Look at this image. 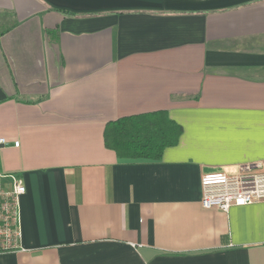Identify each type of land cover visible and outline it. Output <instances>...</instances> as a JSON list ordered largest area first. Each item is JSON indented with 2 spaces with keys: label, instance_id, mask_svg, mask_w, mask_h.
I'll list each match as a JSON object with an SVG mask.
<instances>
[{
  "label": "crops",
  "instance_id": "obj_1",
  "mask_svg": "<svg viewBox=\"0 0 264 264\" xmlns=\"http://www.w3.org/2000/svg\"><path fill=\"white\" fill-rule=\"evenodd\" d=\"M156 110L182 126L160 160L105 146ZM0 137L25 185L0 264H264V199L200 205L264 162V0H0Z\"/></svg>",
  "mask_w": 264,
  "mask_h": 264
},
{
  "label": "built area",
  "instance_id": "obj_2",
  "mask_svg": "<svg viewBox=\"0 0 264 264\" xmlns=\"http://www.w3.org/2000/svg\"><path fill=\"white\" fill-rule=\"evenodd\" d=\"M6 144V139L0 137V146ZM200 187V205L205 209L227 212L231 206L263 200L264 162L247 163L232 171L204 173ZM24 193L25 185L19 174L0 172V254L23 250L19 201Z\"/></svg>",
  "mask_w": 264,
  "mask_h": 264
},
{
  "label": "trees",
  "instance_id": "obj_3",
  "mask_svg": "<svg viewBox=\"0 0 264 264\" xmlns=\"http://www.w3.org/2000/svg\"><path fill=\"white\" fill-rule=\"evenodd\" d=\"M182 126L166 110L122 116L106 122L103 140L120 159L157 161L178 143Z\"/></svg>",
  "mask_w": 264,
  "mask_h": 264
}]
</instances>
